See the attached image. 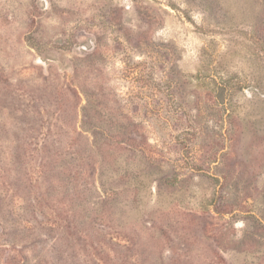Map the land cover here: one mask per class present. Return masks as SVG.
Instances as JSON below:
<instances>
[{
	"label": "rangeland",
	"instance_id": "374dc122",
	"mask_svg": "<svg viewBox=\"0 0 264 264\" xmlns=\"http://www.w3.org/2000/svg\"><path fill=\"white\" fill-rule=\"evenodd\" d=\"M0 264H264V0H0Z\"/></svg>",
	"mask_w": 264,
	"mask_h": 264
},
{
	"label": "trees",
	"instance_id": "16d2710c",
	"mask_svg": "<svg viewBox=\"0 0 264 264\" xmlns=\"http://www.w3.org/2000/svg\"><path fill=\"white\" fill-rule=\"evenodd\" d=\"M229 111H230V113H229L228 119L231 120L230 123H232V120L234 119L235 114H234V112L232 110L229 109ZM217 180L220 181L219 179H217Z\"/></svg>",
	"mask_w": 264,
	"mask_h": 264
}]
</instances>
